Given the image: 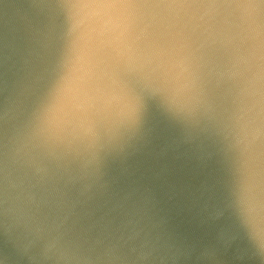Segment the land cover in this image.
<instances>
[{"label":"clouds","instance_id":"obj_1","mask_svg":"<svg viewBox=\"0 0 264 264\" xmlns=\"http://www.w3.org/2000/svg\"><path fill=\"white\" fill-rule=\"evenodd\" d=\"M55 6L60 53L36 107L11 138L6 180L11 165L33 168L37 183H46L54 174L44 161L68 157L80 161L82 178L96 175L101 152L131 133L152 102L181 124L222 138L232 160L229 206L264 264V0H56ZM26 200L35 213L6 208L4 232L21 230L32 238L29 245L47 237L30 264H106L108 256L85 253L71 237L67 216L41 219L53 202L30 192Z\"/></svg>","mask_w":264,"mask_h":264},{"label":"water","instance_id":"obj_2","mask_svg":"<svg viewBox=\"0 0 264 264\" xmlns=\"http://www.w3.org/2000/svg\"><path fill=\"white\" fill-rule=\"evenodd\" d=\"M55 3L0 0V264H30L43 254L47 237L29 245L21 230L4 232L6 208L35 213L29 192L53 202L41 219L67 216L71 237L85 253L108 256L106 264H261L229 206L232 160L222 138L181 124L152 102L131 133L101 152L96 175L82 178L80 161L68 157L44 161L54 174L46 183H37L33 168L11 165L6 180L11 138L60 53ZM20 180L16 188L9 182ZM21 244L29 245L26 253Z\"/></svg>","mask_w":264,"mask_h":264}]
</instances>
